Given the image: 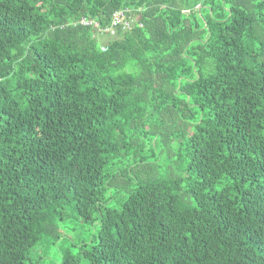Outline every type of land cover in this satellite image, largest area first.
Wrapping results in <instances>:
<instances>
[{"label":"trees","instance_id":"1","mask_svg":"<svg viewBox=\"0 0 264 264\" xmlns=\"http://www.w3.org/2000/svg\"><path fill=\"white\" fill-rule=\"evenodd\" d=\"M0 264H264V0H0Z\"/></svg>","mask_w":264,"mask_h":264},{"label":"built area","instance_id":"2","mask_svg":"<svg viewBox=\"0 0 264 264\" xmlns=\"http://www.w3.org/2000/svg\"><path fill=\"white\" fill-rule=\"evenodd\" d=\"M122 12H116L113 17L110 19V23L102 27L98 21H95L94 19H82L81 24L83 25H92L93 28L96 29L97 33L99 34H108V35H114L116 28L123 22L122 21ZM125 26L128 25L127 22L124 23ZM102 51H105L104 47H101Z\"/></svg>","mask_w":264,"mask_h":264},{"label":"rangeland","instance_id":"3","mask_svg":"<svg viewBox=\"0 0 264 264\" xmlns=\"http://www.w3.org/2000/svg\"><path fill=\"white\" fill-rule=\"evenodd\" d=\"M70 221H71V222L69 223L70 226H73L72 224L77 223V222L75 221V219H71ZM71 234H72V231L67 229V230H66V235L70 236ZM72 238H74V234H73ZM60 242H61V241H60ZM63 246H65V245H63ZM48 258H49V260H52L53 262H56V263H57V257H56L55 253H54L52 250L50 251V253H49V255H48ZM49 260H47V261L49 262Z\"/></svg>","mask_w":264,"mask_h":264},{"label":"clouds","instance_id":"4","mask_svg":"<svg viewBox=\"0 0 264 264\" xmlns=\"http://www.w3.org/2000/svg\"><path fill=\"white\" fill-rule=\"evenodd\" d=\"M104 47V46H103ZM105 48V47H104ZM106 50V49H105Z\"/></svg>","mask_w":264,"mask_h":264}]
</instances>
